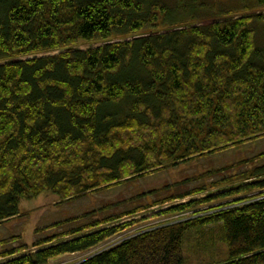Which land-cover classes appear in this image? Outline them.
Returning <instances> with one entry per match:
<instances>
[{"label":"trees","instance_id":"16d2710c","mask_svg":"<svg viewBox=\"0 0 264 264\" xmlns=\"http://www.w3.org/2000/svg\"><path fill=\"white\" fill-rule=\"evenodd\" d=\"M194 3L0 0V223L46 192L73 200L264 137V40L254 19L203 24L186 18ZM176 15L185 19L171 22ZM256 160L218 210L129 235L78 264H192L184 242L193 234L196 250L214 252L193 264H264V154ZM149 205L5 250L0 264L90 251Z\"/></svg>","mask_w":264,"mask_h":264},{"label":"rangeland","instance_id":"374dc122","mask_svg":"<svg viewBox=\"0 0 264 264\" xmlns=\"http://www.w3.org/2000/svg\"><path fill=\"white\" fill-rule=\"evenodd\" d=\"M184 1L187 4L189 3V0ZM194 1V10L186 18L190 19L193 14L199 18V21H203V24H210L228 17H250L254 19L253 28L257 30V42L260 44L264 40V19H262L264 18V0ZM176 2L177 0H167L168 5L171 6H176ZM183 19L185 17L176 15L171 19V22H178ZM189 19L187 22L191 21ZM261 45L264 46V41L261 42ZM262 154H264V137L187 163L168 164L161 171H155L127 183L91 192L73 200L64 201L49 192L31 200H22L20 216L0 223V261L2 260L1 254L5 250H11L23 244L31 247L39 240L91 223L94 221L93 219L103 220L120 215L138 205L151 203L150 208L146 211L120 221V224L135 221V225L131 228L108 239L90 251L63 255L51 261L50 264H78L98 251L119 243L129 235H136L161 224L189 218L195 215L196 212L216 211L218 207L234 200L233 197H225V195L231 188L242 184L241 174L248 169L261 165V163H257L259 160H256V158ZM232 178L236 179L229 181ZM205 187L210 190L209 193L173 202L176 205L205 199L208 196L211 202L202 205L196 211L170 215L163 213L166 208L173 206V203L152 208L155 206L156 201L165 196H179L188 191ZM150 194H154V196ZM37 230L41 231L37 234ZM17 237H20V239L15 243H4L8 239ZM207 237H209V234L204 235V238ZM196 240L197 235L193 234L188 236L184 242L187 258L192 264L201 258H210L214 253L210 249L205 250L206 247L203 246L200 247L201 250H196L198 247L195 244ZM198 245L200 246L199 242ZM217 246L218 248L223 247L222 244L219 246V243H217Z\"/></svg>","mask_w":264,"mask_h":264}]
</instances>
